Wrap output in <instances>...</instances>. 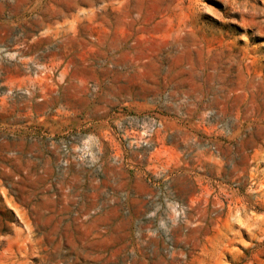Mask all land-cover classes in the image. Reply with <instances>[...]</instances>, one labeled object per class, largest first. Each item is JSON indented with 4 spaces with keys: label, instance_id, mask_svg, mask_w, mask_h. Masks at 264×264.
Here are the masks:
<instances>
[{
    "label": "rangeland",
    "instance_id": "obj_1",
    "mask_svg": "<svg viewBox=\"0 0 264 264\" xmlns=\"http://www.w3.org/2000/svg\"><path fill=\"white\" fill-rule=\"evenodd\" d=\"M117 2L126 56L88 95L117 118L28 124L17 110L56 74L23 58L44 20L76 12L0 0V264H264V226L249 239L234 218L264 222V0ZM16 69L30 85L1 84Z\"/></svg>",
    "mask_w": 264,
    "mask_h": 264
},
{
    "label": "crops",
    "instance_id": "obj_2",
    "mask_svg": "<svg viewBox=\"0 0 264 264\" xmlns=\"http://www.w3.org/2000/svg\"><path fill=\"white\" fill-rule=\"evenodd\" d=\"M114 1L119 2V0H58L59 7L75 11V17H66V14L59 13L58 18L44 20L42 31L31 40L32 42L35 40L38 44L35 43L29 56L23 58V61L28 63L46 65L56 74L55 81L46 92L39 89L38 93L33 92L29 95L26 98L29 103L28 109L17 110L15 119L23 118L22 120L28 124L39 120L48 123L63 122L68 116L76 118L82 115L85 118L84 121H93L97 124L117 118L116 115L110 117L106 109L98 111L96 105H93L88 98L91 82L99 84L104 81L105 85L108 84L110 88H113V80H116L113 74L116 73L114 71L116 68L111 65V59L114 53L120 57L126 56L128 35L120 22L112 23L111 13L108 12L112 9ZM49 48L52 49L49 50ZM38 50H48L46 58H36ZM99 59L104 60L100 62ZM103 64L106 67L102 68ZM16 70L2 76L1 84L30 85L31 81L25 71L16 72ZM53 89H56V92ZM8 126L7 131L10 134L12 130L24 134H28L29 131L28 127L17 125V123L8 124ZM20 128H23V131ZM10 134L4 133V136L8 139ZM15 138L19 137L13 136L11 139ZM46 150L47 147L44 145V151ZM168 150L170 149L159 147L149 152L146 158L147 167L155 171L160 163L167 164L170 154ZM176 162L178 163L177 160L175 164ZM179 164L191 165L190 162ZM234 218L241 226L245 224L248 227L246 229L249 230L245 234L249 239L257 233L261 234L264 226L262 217L255 220H248L243 216H234Z\"/></svg>",
    "mask_w": 264,
    "mask_h": 264
},
{
    "label": "built area",
    "instance_id": "obj_3",
    "mask_svg": "<svg viewBox=\"0 0 264 264\" xmlns=\"http://www.w3.org/2000/svg\"><path fill=\"white\" fill-rule=\"evenodd\" d=\"M35 70L40 72L41 74L47 73L46 70L43 69L42 67H39L38 69H36V67H35ZM158 127H160V122L152 121V123H150L149 126L146 128V133H145L144 136L145 137L151 136L155 132V130L158 129ZM141 144L143 146H147L148 145L146 141L141 142Z\"/></svg>",
    "mask_w": 264,
    "mask_h": 264
},
{
    "label": "bare ground",
    "instance_id": "obj_4",
    "mask_svg": "<svg viewBox=\"0 0 264 264\" xmlns=\"http://www.w3.org/2000/svg\"><path fill=\"white\" fill-rule=\"evenodd\" d=\"M23 228V227H22Z\"/></svg>",
    "mask_w": 264,
    "mask_h": 264
}]
</instances>
